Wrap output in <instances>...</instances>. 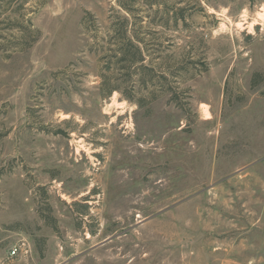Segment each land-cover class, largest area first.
I'll return each mask as SVG.
<instances>
[{
    "label": "rangeland",
    "instance_id": "obj_1",
    "mask_svg": "<svg viewBox=\"0 0 264 264\" xmlns=\"http://www.w3.org/2000/svg\"><path fill=\"white\" fill-rule=\"evenodd\" d=\"M0 264H264L263 0H0Z\"/></svg>",
    "mask_w": 264,
    "mask_h": 264
},
{
    "label": "trees",
    "instance_id": "obj_2",
    "mask_svg": "<svg viewBox=\"0 0 264 264\" xmlns=\"http://www.w3.org/2000/svg\"><path fill=\"white\" fill-rule=\"evenodd\" d=\"M263 2H264V0H263ZM128 21H129V19L126 18L122 22L128 23ZM125 36H126L125 39L128 40L129 42H131L129 46L135 47V52H132L128 48H121L120 50H117L114 53V55L111 57L112 59L116 58V60L112 61V63H115V62L119 63L121 61H126V62H129L130 64H135L137 62H142L145 58H144V53H143L140 45L132 42V40L127 37V35H125ZM25 46H27V45H25ZM105 57H106V55H105ZM150 69H152V67H150ZM103 82H104V80H103ZM108 87H110L109 93H111L112 91L117 89L116 87H113V86H108Z\"/></svg>",
    "mask_w": 264,
    "mask_h": 264
},
{
    "label": "built area",
    "instance_id": "obj_3",
    "mask_svg": "<svg viewBox=\"0 0 264 264\" xmlns=\"http://www.w3.org/2000/svg\"><path fill=\"white\" fill-rule=\"evenodd\" d=\"M17 252H18V249L15 248V249L13 250V254H16Z\"/></svg>",
    "mask_w": 264,
    "mask_h": 264
}]
</instances>
